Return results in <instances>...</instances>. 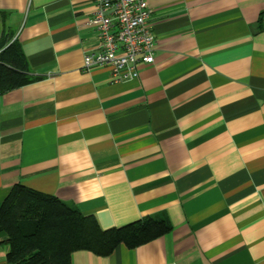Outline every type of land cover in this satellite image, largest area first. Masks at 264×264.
Segmentation results:
<instances>
[{
	"label": "crops",
	"instance_id": "crops-1",
	"mask_svg": "<svg viewBox=\"0 0 264 264\" xmlns=\"http://www.w3.org/2000/svg\"><path fill=\"white\" fill-rule=\"evenodd\" d=\"M148 2L155 62L115 84L84 69L94 0H0L36 78L0 96V210L22 185L104 230L173 226L73 264H264V0Z\"/></svg>",
	"mask_w": 264,
	"mask_h": 264
},
{
	"label": "trees",
	"instance_id": "trees-1",
	"mask_svg": "<svg viewBox=\"0 0 264 264\" xmlns=\"http://www.w3.org/2000/svg\"><path fill=\"white\" fill-rule=\"evenodd\" d=\"M25 53L17 40L0 38V96L33 82ZM173 230L166 215L148 217L124 227L104 230L95 217L22 185H16L1 206L0 251L10 248L8 264H73V255L88 251L108 257L120 245L134 249Z\"/></svg>",
	"mask_w": 264,
	"mask_h": 264
},
{
	"label": "built area",
	"instance_id": "built-area-1",
	"mask_svg": "<svg viewBox=\"0 0 264 264\" xmlns=\"http://www.w3.org/2000/svg\"><path fill=\"white\" fill-rule=\"evenodd\" d=\"M90 24L98 36L97 52L84 58V69L109 67L112 83L138 79L140 68L155 62V36L148 0H94Z\"/></svg>",
	"mask_w": 264,
	"mask_h": 264
},
{
	"label": "rangeland",
	"instance_id": "rangeland-1",
	"mask_svg": "<svg viewBox=\"0 0 264 264\" xmlns=\"http://www.w3.org/2000/svg\"><path fill=\"white\" fill-rule=\"evenodd\" d=\"M1 38V37H0ZM7 244H4L3 247H5Z\"/></svg>",
	"mask_w": 264,
	"mask_h": 264
}]
</instances>
